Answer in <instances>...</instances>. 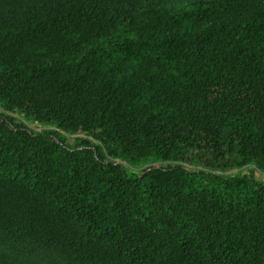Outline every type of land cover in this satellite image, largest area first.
<instances>
[{"label":"trees","instance_id":"1","mask_svg":"<svg viewBox=\"0 0 264 264\" xmlns=\"http://www.w3.org/2000/svg\"><path fill=\"white\" fill-rule=\"evenodd\" d=\"M0 108V264H264V0H0Z\"/></svg>","mask_w":264,"mask_h":264},{"label":"rangeland","instance_id":"2","mask_svg":"<svg viewBox=\"0 0 264 264\" xmlns=\"http://www.w3.org/2000/svg\"><path fill=\"white\" fill-rule=\"evenodd\" d=\"M1 112H4V111L0 108V113ZM7 114L8 115L11 114L15 118H17L19 121L25 122L34 132L41 133L45 130V127H43V126L25 121V119L23 118V115L19 112L7 113ZM67 138H68V140H67L66 144L70 147H74V146H76L77 140L79 138H84V135L68 136ZM119 163H121V162H119ZM123 165L131 173L140 175V174L144 173L145 171L152 169V168H165L166 166H168V163H159L156 161H149L146 164H142L138 167H133L129 164H123ZM187 169L190 171L197 170V168H195L194 166H187ZM248 171H249V169H243V170H237V171L230 173V174H246ZM256 178H257V180L264 182V174L262 172H258L257 170H256Z\"/></svg>","mask_w":264,"mask_h":264}]
</instances>
